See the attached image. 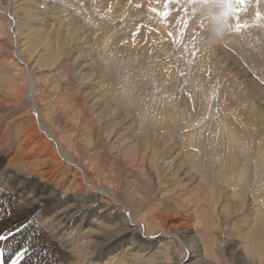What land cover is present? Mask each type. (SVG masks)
I'll use <instances>...</instances> for the list:
<instances>
[{
	"label": "rangeland",
	"instance_id": "1",
	"mask_svg": "<svg viewBox=\"0 0 264 264\" xmlns=\"http://www.w3.org/2000/svg\"><path fill=\"white\" fill-rule=\"evenodd\" d=\"M248 1L238 4L236 0H231V3H226V0H181L176 4L171 0H150L151 3L148 0H128L125 3L124 0H0V92L12 99L17 98L19 103V106H7L5 114L0 111V136L5 130L8 133L6 141L0 145V163H5V159L12 155V146L17 147V143H21L16 137L17 131L35 126L36 115L33 112L26 114L27 107L23 105L24 89L31 81L35 105L49 120L45 125L96 186L118 188L127 194L123 178H133L132 185L142 195L143 212H147L143 218L150 221V225L154 224L149 218L151 213L160 218L169 235L188 227L193 229L195 238L200 239L214 264H240L228 254H218L221 250L226 253L232 238L236 239L241 250L254 255L255 264H264V222L251 223L242 211H230L233 205L230 202L223 205L221 211L216 208L224 202L222 197L228 191L227 184L218 185L220 179L216 172L221 167L227 174L233 170L235 178H231V184L239 186L243 182L246 185L236 190L235 186L227 185L234 197L230 199L236 201L238 197L249 195V199L258 203L257 215L263 216L264 213V158L260 156L264 155V68H259L260 72L253 69L251 62L243 58L247 56L248 49L233 37L238 24V30H245L251 20L258 23L260 19L252 4L255 3V10L260 11L264 9V0L263 3L250 0L251 6ZM4 6L8 7L4 10ZM164 8L168 15L164 14L167 11ZM54 10L60 11L59 14ZM134 14H137L135 18ZM227 16L230 17L228 23L225 22L229 18ZM226 26L229 30H224ZM13 28L16 36L12 34ZM82 29L84 31L79 32ZM15 51L22 62H27L29 70L17 60ZM253 51L255 65L264 64V55L260 54L264 49ZM76 62L85 64L83 69L87 70V78L74 67ZM85 91L99 96L102 103L99 100V105L94 108L88 96L84 95L87 94ZM23 112V116L18 117ZM219 120L225 123L221 124L222 127ZM176 127L179 134L172 132ZM151 130L161 135L172 132L174 139L178 138L174 142V151L166 159H182L185 167L191 160L195 165L208 167L203 172L206 179H203L201 187L189 188L179 184L174 175L169 176L168 170L163 169L160 163L165 161L162 159H149L148 162L144 158L143 162H130L135 154L142 152L143 146L151 145V138L140 140ZM38 137L37 144L35 141L25 143L27 161L32 159L31 154L37 153L36 149L42 147L48 149L44 156L52 153V143ZM160 146L158 144L155 148ZM248 159L256 161L253 168L255 176L249 175L256 180L253 183L245 177V181L243 177L240 181L235 180L240 167L244 174L248 172L245 171V168L249 169L248 165L254 166ZM47 164L54 165L51 160ZM9 167L26 175L34 172L28 164L14 160ZM61 170L68 174L71 167ZM154 173V177H159L160 186L158 182L155 184ZM36 177L40 178V175ZM64 178L58 186L60 196L70 193L64 189L68 183ZM55 183H58L56 179L51 185ZM0 197V217H3L10 209L7 198L1 193ZM128 202L132 204L135 201L129 199ZM99 203H102L100 199L97 206L87 212L91 214L88 219L84 218L85 224L92 219L96 222L98 218L94 215ZM79 220L76 218L75 223ZM65 232L72 246L70 250L67 245L69 252L65 255L75 261L83 259L85 254L78 251L84 245L80 241L91 236L84 230L77 234L72 228ZM82 233L86 236L80 235ZM170 244L180 255L179 245L174 240ZM166 248V245L161 248L159 257L166 255ZM42 256L45 264L52 261L51 252H42ZM124 256L128 261L119 260L121 262L116 264H152L149 259H145V263L142 258H137L138 254L133 259V255ZM3 259V264H7L5 257Z\"/></svg>",
	"mask_w": 264,
	"mask_h": 264
},
{
	"label": "bare ground",
	"instance_id": "2",
	"mask_svg": "<svg viewBox=\"0 0 264 264\" xmlns=\"http://www.w3.org/2000/svg\"><path fill=\"white\" fill-rule=\"evenodd\" d=\"M118 1H120V0H118ZM127 1L124 0V3ZM148 1H149V3H151L150 0H148ZM171 1L173 3L177 4L181 0H171ZM258 1H260V0H257V2ZM262 3H263V1H262ZM110 4H111V2H110ZM128 4L130 5L129 2H128ZM159 4L160 3H158V5ZM165 4H166V2H165ZM251 4L249 2L250 6H251ZM204 5H202V6H204ZM249 5H248V7H250ZM252 5H253L255 13L256 14L259 13L258 17H260V19L259 18L258 19L260 21L258 20V23H257V22H255V20H251L248 23V25H246L247 29L245 28V30H238L239 28H237V30H234V32H233L235 34V36H233V37L239 43L242 44V47H246L248 49L247 53H246L247 56L243 57V58L246 59L247 61L251 62L253 69H256L257 72H260V69L264 68V64L259 63L261 65H258V66L255 65V61L253 60L252 55L255 53V51H253V50L256 49V52H257L258 50L261 51V48L264 49V15H260L261 13H264V9L263 10L261 9L262 10V11L260 10L261 12L259 10L256 11L255 10V7H256L255 3H253ZM133 6H134V4H133ZM149 6H150V4H149ZM179 6H181V5H179ZM219 6H221V5H219ZM260 6L258 7L259 9H260ZM7 7L8 6H4V10ZM109 7H107L108 10L110 8H112V7H110V8ZM119 7H120V5H119ZM206 7H208V6H206ZM231 7H232V5H231ZM233 7H234V5H233ZM154 8H155V6H154ZM166 8H164L163 10H165ZM172 8H173V6H172ZM228 8H230V7H228ZM59 9L61 11L62 8H59ZM113 9L115 10V8H113ZM193 9H195V8H193ZM203 9H202V11H203ZM215 9H216V7H215ZM0 10H1V7H0ZM9 10H10V8L8 9V11ZM63 10H62V13H63ZM230 10H231V8H230ZM248 10H249V8H248ZM118 11H120V10H118ZM198 11H199V9H198ZM54 12H55V10H54ZM56 12H58V11H56ZM56 12H55V14H57ZM59 12H58V14H59ZM122 12H124V9L122 10ZM166 12H168V10L165 11L164 14H166ZM200 12H201V10H200ZM192 13H194V12H192ZM211 13H212V10H211ZM9 14L12 15V12L9 11ZM213 14H215V13H213ZM112 15L115 16V14H112ZM117 15H118V13H117ZM119 15H120V13H119ZM135 15H137V14H134V18H135ZM166 15H168V14H166ZM221 17H222V14H221ZM227 17H229V16H227ZM111 18H113V17H111ZM212 18H211V20H212ZM120 19H122V18H120ZM218 19H219V17H218ZM227 19H230V17L226 18V21L224 20L226 23H228ZM243 19H244V17H243ZM124 20L125 19H123V21ZM164 20H166V18ZM178 20H180V19H177V21ZM245 20H247V19H245ZM245 20H242V21L245 22ZM242 21H241V23H243ZM256 21H257V19H256ZM84 22H86V21H84ZM125 22H126V20H125ZM163 22H165V21H163ZM11 23L13 24L14 20H13V22H9L8 25L10 26ZM127 23H125V24H127ZM136 23H135V25H136ZM166 23H167V21H166ZM173 23H175V22H173ZM78 24H80V23H78ZM236 24H237V22H236ZM147 25L148 24H146V26ZM195 27H196V25H195ZM224 28H225L224 30H229V29H227V26ZM75 29H76V27H75ZM210 29H211V27H210ZM82 31H84V29L80 30L79 32H82ZM79 32H77V33H79ZM89 32H90V30H89ZM74 33L75 32H73L72 34H74ZM12 34L14 36H16L15 28H13ZM21 34L19 36H21ZM83 35L85 36V34H83ZM82 37H80V38H82ZM22 41H21V43H22ZM85 41H86V39H85ZM23 44H24V41H23ZM181 46L183 47V44ZM262 52L263 51H261L260 54L264 55V53H262ZM15 53H17V52L15 51ZM15 53H14L15 57L21 63L22 61L19 57L20 55H18V53L17 54H15ZM19 53H20V51H19ZM26 60H28V59H26ZM22 63L24 64V69L29 70V66H28L27 62L24 61ZM74 67H77V71L80 72V75L82 77L87 78V77H85L88 74L87 70H85L86 68L83 69L85 67V64L78 62L77 64H75ZM74 69H76V68H74ZM193 71H194V69H193ZM27 73H28V71H27ZM27 76H28V74H27ZM194 79H196V78H194ZM194 79H192V81H196ZM32 83L33 82L30 81L25 86L26 89H24V96L25 97H24L23 105L27 107L26 111H25L26 114L33 112L36 115V120L33 121L35 123V126L31 127V129H29V130H27V128H24L23 130L19 129V131H17L16 137L20 138L21 143L18 142L17 147L12 146V148H14V149H12V155L9 158L5 159V163H3V161L0 163V193L3 197L7 198L8 206L10 209L9 213H5V216L0 217V235L7 236V239L0 240V252H1L0 253V264H3V260H4L3 258L4 257H5L6 261H8L7 264H45L44 263V257L42 256V252H45V251L47 254H49L51 252V255H52V261L49 264H116V263L121 262V261L119 262V260L128 261V259H126L124 254L131 255V256L133 255L131 259H133L135 257L134 256L135 254H138L139 256H137V258L140 257L144 261H145V259L146 260L149 259V261L152 264H153V261L155 262V264H165V262H168V264L169 263L170 264H214L211 257L206 254L204 247H203V244L201 243L200 239H196L197 237L195 236V233L193 234V231H192L193 229L191 230V228L188 227V228H185L184 230H181V231L177 230V232L175 231L174 233L169 235V233L166 231V229L162 226V223L160 222V218L156 214L154 215L151 213L149 214V218L153 219L154 224L150 225L149 224L150 221L146 222L147 219L145 220L143 217L146 215L145 213H147V212L146 211L143 212V209L145 206H142V203H143L142 195H141V192L139 191V189L136 186L132 185L133 178L127 179L125 176L123 178V181L126 183V190L124 189V192L128 191L127 194H123L121 191L118 190V188L115 189L113 187H106L105 188V187L96 186L93 183V181L88 177V175L83 170V168H81L79 166V163L74 160V158L71 156V154L65 148L62 147L61 143L57 139V136L50 130V128L47 125H45L46 122L49 123V120H48L46 114H40L39 108L35 105V102H34L33 97H32V92L34 89ZM85 92H87V94L85 93L84 95L88 96V99L91 102L90 105H92L94 108L97 107L99 105V100H100L99 96H94L89 91H85ZM163 97H164V95H163ZM16 99L17 98L12 99L11 96L9 97L7 95H4V93H2V91H1L0 92V103L2 104V108L0 109V111H2L3 114H5L6 111L8 110L7 106H9L11 104L19 106V103L17 102ZM101 103H102V101H101ZM104 105H105V103H104ZM260 112L261 111H259V113ZM23 114H24V112L19 113L18 117H22ZM261 114H263V113H260V115ZM41 117H43V118H41ZM124 117H125V115H124ZM221 120H219L220 126H221V124L222 125L225 124V123H223V121L221 122ZM217 123H218V121H217ZM126 126H127V124H126ZM172 132L173 133L176 132L177 134L180 133L177 127H176V129L172 130ZM172 132H165V133H163V135H161V134H157V132L155 130H153V131L151 130L150 132L147 131V133H146L147 136L145 134L144 136L140 137V140L144 141V138H146V137L149 139L151 138V140H150L151 145L146 144L145 146H143L142 152L139 155L135 154V156L131 158L130 162H132V163L143 162L144 158L148 162H149V159L150 160L151 159H162L165 161V163H160V164H162L163 169L166 168L168 170V172H166V173H168L169 176L174 175V177L177 179V182L179 184H181L182 186L185 185V186H188L189 188H198V186H200V184L203 182V179H204V181L206 179V178H203V172L206 171L205 169H208V167L207 166L204 167V165L200 166V164L195 165V163L192 162L193 160L190 161L191 163H189V166L185 167L186 163H184V160H182V159L178 160V161H171L170 160L171 158L166 159L174 151V147H175L174 142H176V140H178V138L174 139V137L172 136ZM6 136H8L7 130L1 132L0 145L2 142L6 141V138H7ZM38 136H42L47 142L50 141L52 143V146H53L51 148L52 153L51 154L47 153L48 156L47 155L44 156L45 151H47L48 149H47V147H42L41 149H36L37 153L31 154L32 159L30 161H27L25 143L35 141L37 144L38 141L40 140V138ZM230 136H232V135H230ZM230 136H229V138H230ZM165 138L167 139V141H168V139H170L168 141V144H167V141ZM43 142L45 143L44 140H43ZM231 142H232V140H231ZM158 144H161V146L156 149L155 147ZM48 148H49V146H48ZM176 153L177 152L174 153L172 158L176 155ZM247 154H249V153H247ZM260 156L262 157V159L264 158V155H260ZM48 157H49L48 160L49 161L51 160V162L54 163L53 166H49V164H47V161H48L47 158ZM189 157L191 158V156H189ZM247 158H245V159H247ZM13 160L19 164H22V163L28 164L29 166H31V168L33 169L34 172L31 175H26L25 173L23 174V173L18 172L17 170L10 169L11 167H9V164ZM248 160H250V159H248ZM167 161H169V162H167ZM250 161L253 163L252 165H254L256 162L254 159H252ZM66 166L71 167V171L68 174H66L65 172H63L61 170V168L66 167ZM240 166H242V165H240ZM255 166L256 165H254L251 168V166L248 165L249 169L247 168L248 169L247 170L245 168V171H248V172H246V173L244 172V174L242 173V169L240 167L239 173L237 172L238 173L237 179H235V180L240 181V180H242V177H243V179L245 177L246 179H248V181H251V182L253 180H256V179L252 180V177L255 176L254 175L255 171L253 173V168H255ZM200 167H201V169H200ZM161 170H162V168H161ZM209 171H211V170H209ZM34 173H36V175H34ZM233 173H234L233 170H231V172H229L227 174V172H225L224 170H222L221 167H219V172H216V177L218 179H220V182L218 183V185L220 184L223 186V183H224V185H226V184L230 185L231 184L230 183L231 178H235V174H233ZM125 174H129V172H125ZM242 174L245 176H242ZM37 175H40V178L36 177ZM154 175H156V174L154 173L153 177H154ZM164 175H166V174H164ZM249 175L252 177H250ZM63 178L65 180H67V182H68L66 188H64V189H68L70 193H67L65 196H60L59 195L60 187H58V186H59L60 181L63 180ZM151 178L152 177H150V179ZM154 178H155V180H154L155 184L158 182V184L160 186L161 183H159L160 182L159 177H158V179H157V176H155ZM55 179L57 180L58 183L57 184L55 183L56 185H54V184L51 185ZM207 181H208V179H207ZM244 181H245V179H244ZM206 183H208V182H206ZM110 184H111V182L109 183V185ZM233 184H231V185H233ZM241 184L242 185H239L241 188L246 186L243 184V182H241ZM206 185H208V184H206ZM227 185L225 186L226 189L228 190L226 192V194L228 195V193H229V197L227 195L225 196V194H224L222 197V199H224L223 200L224 202L223 201H222L223 203L218 202L219 205L216 208L218 210L220 209V211H221V209L223 208V205L226 206L230 202V205H231V203H233L230 211H237L238 210L239 213L242 211L246 215L245 218L250 220L249 222H251V223H253V222H255V223L264 222V213H263V216L257 215V212L259 209L258 205H257L258 203L249 199V195L247 197L244 196L243 198L238 197V199H236V201L230 199V198H234V197H233V194L230 193V189L228 188ZM233 186L236 187L235 190L240 189L238 184H237V186H236V184ZM206 187L208 188V186H206ZM250 187H252V186H250ZM70 188H71V190H70ZM252 192H253V190H252ZM242 194H243V192H242ZM234 195H237V194L235 193ZM252 197H253V195H252ZM0 198H2V197H0ZM98 199H100V201L102 202L101 204L99 203L100 206L97 207V213L94 215V218H98V219L96 220V222H94V219H92L91 222H89L88 224H85L84 218L88 219V215L91 214V213H87V212L90 209H93L94 207L97 206ZM129 199L131 201L134 200L135 202L131 204L130 202H128ZM260 200L262 201L261 198H260ZM225 201H226V203H225ZM186 204H188V203H186ZM181 206H183L182 208L186 207L184 205H181ZM228 208L229 207L225 208V211L228 210ZM145 210H147V209H145ZM190 211H193V209L191 208ZM148 212H149V210H148ZM225 213L226 212H224V214ZM219 214H218V216H220ZM224 214H222V215H224ZM229 217H231V216H228V218ZM76 218H80V220L75 223ZM249 222H248V225L250 224ZM68 223H70L71 226L66 227L65 225H67ZM70 228H72V230L75 229V232L77 234L80 233L79 231L84 230L85 234L88 233L91 236V237H89L90 239H88L84 233L80 234V235L86 236L84 241H80V243L84 244L85 246L82 245V249H80V250L78 249L79 252H81L82 254H85V256H83V259H81V260L76 259V261H75L72 258H70V256L65 255V254H68V252H69L67 245L69 246L70 250L72 249V246H70L69 242L67 241V239L65 237V235H66L65 231L67 229H70ZM165 236H168V237H165ZM127 238H129L128 242H124ZM170 238H173V239H170ZM152 239H154V242H156V246H153L154 243L152 242L153 241ZM173 240L179 245V249L181 252L180 255H177V253L175 252V249L170 244V242ZM57 245H59L60 247L58 248ZM164 245L168 246V248H166L167 249L166 255L165 256L160 255V257H159V255H158V254H160L159 251L162 250L161 248H163ZM1 250L3 251V254H2ZM219 252L220 253H218V254H220V255L225 256V254H228L230 257L237 259V262L238 263L240 262V264H255L254 255L249 253V252H245L243 249L241 250L240 246L236 243L235 238L230 239L226 253H224L223 250H221ZM99 258H101V259H99ZM137 261H139V260H137ZM132 262H134V261L132 260ZM145 263H146V261H145Z\"/></svg>",
	"mask_w": 264,
	"mask_h": 264
},
{
	"label": "snow or ice",
	"instance_id": "3",
	"mask_svg": "<svg viewBox=\"0 0 264 264\" xmlns=\"http://www.w3.org/2000/svg\"><path fill=\"white\" fill-rule=\"evenodd\" d=\"M226 3H231V0H226ZM236 3L243 4L244 0H236ZM257 15H259V13ZM237 19H238V10H237ZM237 27L239 28L240 25L238 24ZM5 239H7V236L0 235V240H5Z\"/></svg>",
	"mask_w": 264,
	"mask_h": 264
}]
</instances>
